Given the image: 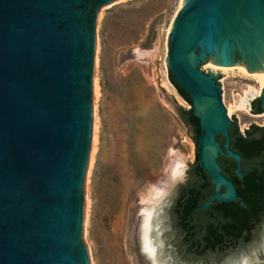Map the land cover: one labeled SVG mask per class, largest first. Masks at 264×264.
Wrapping results in <instances>:
<instances>
[{"label":"water","instance_id":"95a60500","mask_svg":"<svg viewBox=\"0 0 264 264\" xmlns=\"http://www.w3.org/2000/svg\"><path fill=\"white\" fill-rule=\"evenodd\" d=\"M126 1L0 0V264H88L82 178L91 130L94 27ZM206 59L264 74V0H182L172 22L166 80L185 108L190 105L169 73L191 99L200 124L197 159L215 185L195 211L214 199H238L216 160L220 152L237 161L242 175L241 155L229 148L232 119L218 81L206 73ZM258 97L264 112V85ZM217 134L225 137L223 146ZM181 176H164L163 187Z\"/></svg>","mask_w":264,"mask_h":264},{"label":"rangeland","instance_id":"374dc122","mask_svg":"<svg viewBox=\"0 0 264 264\" xmlns=\"http://www.w3.org/2000/svg\"><path fill=\"white\" fill-rule=\"evenodd\" d=\"M180 1L128 0L94 27L91 130L82 178V246L88 264H150L141 247V224L150 207L157 264H224L239 250L220 260L186 255L172 214L194 148L164 62ZM210 61L204 62L206 73L218 81L227 115L236 119L239 130L263 124L264 116L250 110L260 92L256 78L237 68L212 71ZM246 93L248 107L238 110ZM172 158L183 160L182 182L165 189L163 177L169 175ZM153 186L159 187L156 194Z\"/></svg>","mask_w":264,"mask_h":264},{"label":"trees","instance_id":"16d2710c","mask_svg":"<svg viewBox=\"0 0 264 264\" xmlns=\"http://www.w3.org/2000/svg\"><path fill=\"white\" fill-rule=\"evenodd\" d=\"M169 79L190 105L181 107L179 116L196 144V157L189 163L187 179L180 185L172 205L175 225L186 255L208 260L215 256L220 260L228 252L244 246L251 236L264 235V122L261 125L251 123L240 131L236 119H232L228 127L229 148L241 155L239 172L242 175L236 172L234 158L220 152L216 160L221 172L233 181L238 199H214L207 208L195 211L214 192L215 185L197 159L200 124L199 118L193 114L191 99L170 73ZM250 105L252 113L263 111L258 96ZM215 137L223 146L225 137L222 134Z\"/></svg>","mask_w":264,"mask_h":264},{"label":"bare ground","instance_id":"6f19581e","mask_svg":"<svg viewBox=\"0 0 264 264\" xmlns=\"http://www.w3.org/2000/svg\"><path fill=\"white\" fill-rule=\"evenodd\" d=\"M181 1H180V4H181ZM207 65H208V67H210L212 69V71H217V72L218 71L219 72H225V71L227 72V70H230V69L232 70V69H236L237 68V69H239L240 71H242V72H244L246 74L249 73L248 76H253V77L256 78V80H257V82L259 84L258 91L264 85V74L259 69H257V70L254 69V71L250 72L247 69L245 70V68L243 66H241L239 64H236V63L233 64V65H228V64H225V63L224 64H219V63H216V62H213V61L208 62ZM94 84H95V82H94ZM96 85L97 84H95V86H94L95 88H96ZM236 106H237L238 110H246L247 109V107H248L247 93L244 96H241V98L239 99V101L236 104ZM234 108H236V107H234ZM229 111H230V109H229ZM256 116H258V117L264 116V112L260 113V114H257ZM182 161L175 160V159L172 158L170 164L167 163V164H169V166H168L169 167V169H168L169 171H167V173L169 172V175H167V176L171 180L176 179V178H178V177H180L182 175V173H183V162ZM153 188H154V186H153ZM158 188L157 187L154 188L155 189L154 190V194H156V192H158V191H156ZM162 188H164V187H162ZM147 195H148V193H147ZM151 195H152V193H151ZM151 200L152 199H150V201ZM145 213H146L145 217H144V219L142 221V224H141V247L144 250V252L146 253V255L148 256V258L150 259V261H151L150 264H157L156 260H155V245H154V243H152V240L150 238V226H151V222L150 221H151V213H152L151 207L149 209H147Z\"/></svg>","mask_w":264,"mask_h":264},{"label":"clouds","instance_id":"9594fccd","mask_svg":"<svg viewBox=\"0 0 264 264\" xmlns=\"http://www.w3.org/2000/svg\"><path fill=\"white\" fill-rule=\"evenodd\" d=\"M182 182L178 179L177 183ZM224 264H264V235L255 234L242 248L225 259Z\"/></svg>","mask_w":264,"mask_h":264}]
</instances>
